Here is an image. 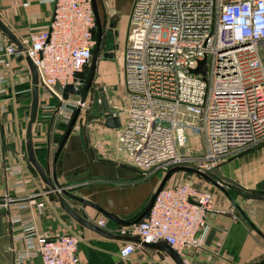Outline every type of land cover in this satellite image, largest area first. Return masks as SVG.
Instances as JSON below:
<instances>
[{"label": "built area", "instance_id": "2783aa9c", "mask_svg": "<svg viewBox=\"0 0 264 264\" xmlns=\"http://www.w3.org/2000/svg\"><path fill=\"white\" fill-rule=\"evenodd\" d=\"M28 1L22 0L23 5ZM40 1L51 4L47 26L29 32L21 40L23 49L0 33V66L8 69L9 60L18 56L32 60L40 93L56 100L45 113L53 120L78 105L79 96L70 100V94L65 98L54 86L83 88L80 74L96 45V24L91 0ZM129 17L122 49L125 118L117 139L132 164L145 175H164L176 166L211 175L229 158L264 143V67L259 53L264 0H133ZM201 60L204 73L194 72ZM6 79L0 72V94L6 92ZM194 138H200L202 150ZM197 145L200 152L194 150ZM5 170L21 173L19 168ZM178 171L150 208L135 223L122 225L118 234H136L146 243L164 240L179 254L201 245L212 192L190 180L169 184ZM39 194L3 197L9 224L20 228L14 239L23 241L17 258L36 255L40 264H78L76 235L49 236L38 230L35 211L44 207L43 200L35 199ZM13 206L16 211H11ZM95 223L104 227L106 219ZM137 248L141 246L124 242L119 254L127 258Z\"/></svg>", "mask_w": 264, "mask_h": 264}, {"label": "crops", "instance_id": "0c3cea01", "mask_svg": "<svg viewBox=\"0 0 264 264\" xmlns=\"http://www.w3.org/2000/svg\"><path fill=\"white\" fill-rule=\"evenodd\" d=\"M100 2L96 0L102 38L92 87L86 97V102L90 100L92 103L96 100L92 104L94 110H80L53 168V155L63 137L61 132L67 126L63 127L59 123L62 121V114H57L53 120L45 115L47 111L53 110L49 99H55L40 93L33 140L38 160L50 174L54 169L55 178L62 187L97 204L122 221H131L147 206L163 175H145L130 162L117 139V131L124 121L125 111L113 103V96L116 92L125 96L122 49L126 42L133 0L106 1L114 20L108 30L103 25L104 1ZM121 15L125 17L124 21L120 19ZM50 16L51 4L47 2L29 0L24 6L22 0H0V18L17 35L20 42L29 32L45 28ZM94 37L96 40V26ZM109 37L112 39L110 50L107 49ZM102 45L104 51H101ZM116 46L120 47V62L113 64L107 56L110 51L113 55ZM99 58L102 59L101 65ZM88 71L86 75L83 71L80 74L85 82ZM0 72L7 78L3 84L6 92L0 94V264H40L36 255L22 260L17 258V250L22 248L23 241L14 239V236L19 233L20 228L18 225L9 224L7 212L2 205L6 193L22 197L40 192L42 194L35 199L43 200L44 207L35 211L38 230L49 236L60 233L76 235L78 264H174L163 251L142 247L135 249L127 258H122L119 251L124 241L103 237L80 226L63 212L54 192L43 184L25 158L23 135L30 103V74L25 57L11 58L8 69L0 66ZM98 87L103 88L111 112L119 117V126H109L98 112ZM77 96L70 94L69 98L74 100ZM194 139L200 143V138ZM222 165H219L220 173L237 184L225 182V188L246 218L220 189L214 185L213 189H209L208 186L198 183L200 187L211 190L212 210L207 213L206 227L200 234L201 245L184 250L180 256L186 264H264V143L254 150L229 158ZM7 166L19 168L21 173H8L5 170ZM211 176L216 175L211 173ZM21 179L26 180L24 185L20 184ZM65 199L93 222L104 217L106 225L102 228L119 233V228L122 227L119 223L89 206L66 197ZM11 211H16V207L13 206ZM20 213L26 215L25 210Z\"/></svg>", "mask_w": 264, "mask_h": 264}, {"label": "water", "instance_id": "95a60500", "mask_svg": "<svg viewBox=\"0 0 264 264\" xmlns=\"http://www.w3.org/2000/svg\"><path fill=\"white\" fill-rule=\"evenodd\" d=\"M91 3H92L93 15L95 18L97 39H96V47H95L94 54H93V57L90 63V68L88 71V75H87V79L84 84V87L79 90H74L71 85L64 87V89H61L59 84H55L54 86V89L56 91H59V92L62 91L63 96L65 98L68 96V94H77L79 96V100H78V105L76 106L70 118V121L67 125V128L63 134V137L53 155V159H52L53 168L55 166L56 159L63 147V144L65 140L67 139L69 133L71 132L72 127L77 119V116L81 110V105L86 100L88 92L92 87L94 68H95L97 54H98V50H99V46H100V42L102 38V25H101V20L99 17L96 0H91ZM0 32L3 35H5L10 41H12L18 48L23 49V46L19 38L17 37V35L9 28V26L1 18H0ZM111 48H112V39L111 37H109L107 49L110 50ZM108 55H112L111 51L110 53H108ZM25 62L27 64L29 74H30V103H29V110H28V115H27V120L25 123L24 135H23L25 154H26L25 158L30 163V165L33 167V169L35 170V172L37 173L38 177L43 182V184H45L52 192H54L58 200L59 206L63 210V212H65L71 219H73L80 226L90 229L93 232L103 237H106V238L121 240L124 242H133V243L139 244L142 248L163 251L174 262V264H186L185 261L180 256V254L176 252L164 240H158L156 242L146 243V242H142L140 240V237L136 234L112 233L106 230L105 228L100 227L95 222L88 219L85 215L77 211L73 206L69 204V202L67 201V199H65V197L69 198L70 200L77 201L83 205L93 208L94 210L101 213L106 218L110 220H114L120 225H130L132 223H135L150 208L155 195L165 185L166 181L168 180V178L174 171L187 170L189 172H192L204 178L205 180L210 182L212 185H214L216 188L220 189L227 196V198L234 204V206H236V208L241 211L239 205L236 203L235 199L228 193V191L223 187L221 181L228 182V183L235 184V185L237 184L234 181L230 180L229 178L223 176L219 171V167H215L212 170V173L217 176L219 181L215 179L214 177H212L211 175L205 174L197 170L196 168L184 167V166H176V167L170 168L162 176L157 188L155 189L152 195L151 200L149 201L147 206L144 208L142 213L131 221H122L119 218H117L114 214L104 210L97 204L67 191L64 187H62L57 182L55 175H54V169L52 171V174H50L49 170L44 168V166L38 160L37 155L35 153V145H34V140H33L34 132L33 131H34V126H35V123L37 121V117L39 114L40 87L38 84V76H37L34 63L28 56H25ZM204 70H205L204 60H201L199 62L198 67L194 70V72L204 73ZM96 91H97L98 101H99V104L97 105L98 112L103 116V118L105 119V122L109 126L111 127L119 126L120 125L119 117L111 112L109 104H108V100L106 98L103 88L98 87ZM241 214L246 218V215L243 213V211H241Z\"/></svg>", "mask_w": 264, "mask_h": 264}, {"label": "rangeland", "instance_id": "374dc122", "mask_svg": "<svg viewBox=\"0 0 264 264\" xmlns=\"http://www.w3.org/2000/svg\"><path fill=\"white\" fill-rule=\"evenodd\" d=\"M100 2V1H104V5H105V7L103 6V13H102V15H103V25L105 26V29L106 30H108L109 29V27H110V24L111 25H113L114 23H113V16H111V12L109 11V8H108V6H107V0H97V2ZM101 4H102V2H100ZM124 16H122L121 15V20H123L124 21ZM125 21H127V19L125 20ZM129 21H130V17H129ZM129 21H128V29H129ZM128 32V31H127ZM116 45H118V43H116ZM119 46H116V48L115 49H113V55H109V56H107V58L108 59H110L111 61V63H113V64H116V62L117 63H119L120 62V52H119ZM101 51H104L103 50V45H102V49H101ZM259 53H260V57H261V61H262V64H263V67H264V44H262V45H260L259 46ZM100 59V58H99ZM90 62L91 61H89V64L85 67V68H83V74H87V71H88V68H89V65H90ZM99 64L101 65L102 64V59H100L99 60ZM110 66V65H109ZM110 70H111V67H110ZM117 91V90H116ZM124 97V98H123ZM76 99H78V96L77 97H75V100ZM113 103L116 105V106H118L121 110H124V106H125V96L121 93V92H116V95L115 96H113ZM96 102V100H93V102L91 103V101L89 100V101H87L86 103H85V105L81 108V109H83V110H88V111H93L94 110V106L92 105V104H94ZM49 104L52 106V108L53 107H55L56 106V102H55V100H52V99H49ZM74 110H75V108H73V112H74ZM73 112L71 113V114H67V115H63L61 118H62V121L61 122H59V123H61L62 125H63V127L65 126H67L68 125V123H69V121H70V118H71V116H72V114H73ZM82 112V111H81ZM83 113H84V111H83ZM84 118H89V116H84ZM58 123V124H59ZM64 131H65V128H63V131L61 132L62 133V135H63V133H64ZM200 143L198 142V145H199ZM197 145V150L196 149H194L195 150V152H200L199 150V146ZM200 148H201V144H200ZM201 150H202V148H201ZM223 163H221V165H222ZM228 165H231L230 163L228 164ZM222 167L224 168V165H222ZM212 177H214L215 179H217L218 180V178H217V176H212ZM227 177V176H226ZM228 178V177H227ZM182 180H186V181H188V180H190L191 182H193V183H195L196 185L199 183V184H204V185H206V186H208L209 187V189L211 188V189H213L214 188V186L210 183V182H208L207 180H205L204 178H201V177H199V176H197V175H195V174H193V173H191V172H189V171H186V170H182V171H178L176 174H174L173 175V177H171L170 179H169V184L170 183H173V182H176V181H182ZM219 181V180H218ZM221 183H222V185H223V187L225 188V186L227 185L225 182H222L221 181ZM207 188V187H206ZM216 188V187H215ZM226 189V188H225Z\"/></svg>", "mask_w": 264, "mask_h": 264}, {"label": "trees", "instance_id": "16d2710c", "mask_svg": "<svg viewBox=\"0 0 264 264\" xmlns=\"http://www.w3.org/2000/svg\"><path fill=\"white\" fill-rule=\"evenodd\" d=\"M35 153H36V155H37V153H38V152H37V148H35Z\"/></svg>", "mask_w": 264, "mask_h": 264}]
</instances>
